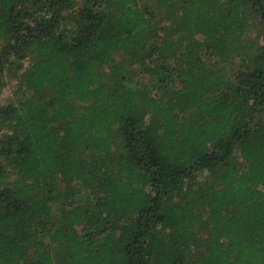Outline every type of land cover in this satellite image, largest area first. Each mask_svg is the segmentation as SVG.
Here are the masks:
<instances>
[{
    "label": "trees",
    "instance_id": "trees-1",
    "mask_svg": "<svg viewBox=\"0 0 264 264\" xmlns=\"http://www.w3.org/2000/svg\"><path fill=\"white\" fill-rule=\"evenodd\" d=\"M8 72L0 264H264V0H0Z\"/></svg>",
    "mask_w": 264,
    "mask_h": 264
},
{
    "label": "rangeland",
    "instance_id": "rangeland-1",
    "mask_svg": "<svg viewBox=\"0 0 264 264\" xmlns=\"http://www.w3.org/2000/svg\"><path fill=\"white\" fill-rule=\"evenodd\" d=\"M121 59V58H120ZM28 67V64L27 66ZM6 86L0 96V106L10 102H18L21 97V91L17 88L18 76L17 73H6Z\"/></svg>",
    "mask_w": 264,
    "mask_h": 264
}]
</instances>
